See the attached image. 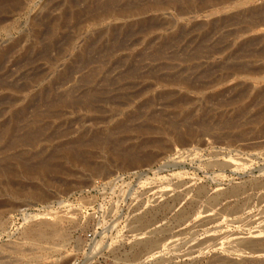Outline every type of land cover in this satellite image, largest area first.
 Returning <instances> with one entry per match:
<instances>
[{"label":"rangeland","instance_id":"374dc122","mask_svg":"<svg viewBox=\"0 0 264 264\" xmlns=\"http://www.w3.org/2000/svg\"><path fill=\"white\" fill-rule=\"evenodd\" d=\"M0 166V264H264V0H0Z\"/></svg>","mask_w":264,"mask_h":264},{"label":"built area","instance_id":"2783aa9c","mask_svg":"<svg viewBox=\"0 0 264 264\" xmlns=\"http://www.w3.org/2000/svg\"><path fill=\"white\" fill-rule=\"evenodd\" d=\"M132 177L134 178L135 174H122L117 176L113 180H103V181L98 180L94 182V184L89 189L85 190L84 196L86 198L94 197L96 199L102 197L105 200V198H107V193H109L112 189L116 188V185L125 184ZM102 203L105 204L104 202ZM87 238H88L87 240L90 242V245L93 246L96 245L97 242L99 241L94 233L88 234Z\"/></svg>","mask_w":264,"mask_h":264},{"label":"bare ground","instance_id":"6f19581e","mask_svg":"<svg viewBox=\"0 0 264 264\" xmlns=\"http://www.w3.org/2000/svg\"><path fill=\"white\" fill-rule=\"evenodd\" d=\"M123 155V154H122ZM72 156V155H71ZM76 156V155H75ZM127 157V156H126ZM2 167L0 166V172H2L3 170L1 169ZM4 169V168H3ZM101 169V168H100ZM28 171V172H32L30 169H27V168H25V170L24 171ZM42 172L43 173H46V172H48V171H46L45 170V168L42 170ZM29 174V173H28ZM35 178H38L37 176L35 177ZM34 192H32L31 194H33ZM30 194V195H31ZM33 195H38V193L37 194H33ZM46 226V225H45ZM53 226V225H52ZM140 230V229H139ZM145 230V229H144ZM30 233L29 234H27V236L30 238V239H33V240H44V239H46V237L49 235V234H52V235H54V233H56L55 232V230L53 229V228H50V227H42V229L41 228H39L38 230H33L32 232L31 231H29ZM51 236V235H50ZM53 239V238H52ZM18 250V249H17ZM22 253V252H21ZM46 258V257H45ZM32 260V259H31ZM4 262H6V261H4ZM5 264V263H4Z\"/></svg>","mask_w":264,"mask_h":264}]
</instances>
